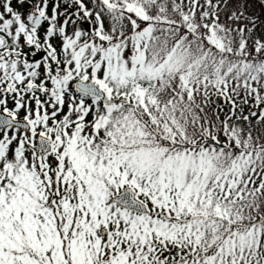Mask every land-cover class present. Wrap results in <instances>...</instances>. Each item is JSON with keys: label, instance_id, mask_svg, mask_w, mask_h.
Wrapping results in <instances>:
<instances>
[{"label": "snow or ice", "instance_id": "snow-or-ice-1", "mask_svg": "<svg viewBox=\"0 0 264 264\" xmlns=\"http://www.w3.org/2000/svg\"><path fill=\"white\" fill-rule=\"evenodd\" d=\"M253 3L0 0V264H264Z\"/></svg>", "mask_w": 264, "mask_h": 264}, {"label": "rangeland", "instance_id": "rangeland-1", "mask_svg": "<svg viewBox=\"0 0 264 264\" xmlns=\"http://www.w3.org/2000/svg\"><path fill=\"white\" fill-rule=\"evenodd\" d=\"M251 12H254L256 15L264 14V7L261 6L260 0H254L253 6L250 8Z\"/></svg>", "mask_w": 264, "mask_h": 264}, {"label": "flooded vegetation", "instance_id": "flooded-vegetation-1", "mask_svg": "<svg viewBox=\"0 0 264 264\" xmlns=\"http://www.w3.org/2000/svg\"><path fill=\"white\" fill-rule=\"evenodd\" d=\"M36 2V0H29V3H35ZM65 3H66V0H65ZM64 7V5H62L61 6V10H62V8ZM22 11H24V12H27L29 9L27 8V6H25L23 9H21ZM223 101H221V103H222Z\"/></svg>", "mask_w": 264, "mask_h": 264}]
</instances>
